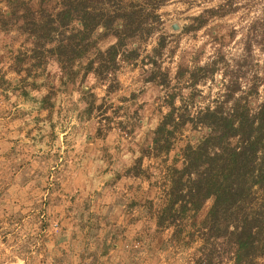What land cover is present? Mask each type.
<instances>
[{
  "label": "clouds",
  "instance_id": "obj_1",
  "mask_svg": "<svg viewBox=\"0 0 264 264\" xmlns=\"http://www.w3.org/2000/svg\"><path fill=\"white\" fill-rule=\"evenodd\" d=\"M0 11V264H264V0Z\"/></svg>",
  "mask_w": 264,
  "mask_h": 264
},
{
  "label": "trees",
  "instance_id": "obj_2",
  "mask_svg": "<svg viewBox=\"0 0 264 264\" xmlns=\"http://www.w3.org/2000/svg\"><path fill=\"white\" fill-rule=\"evenodd\" d=\"M66 2H69V0H66ZM11 4L14 5L13 6V11H11L12 16L16 15V11L21 8V7H25L26 6V0H13L11 1ZM62 18L64 14H61Z\"/></svg>",
  "mask_w": 264,
  "mask_h": 264
},
{
  "label": "rangeland",
  "instance_id": "obj_3",
  "mask_svg": "<svg viewBox=\"0 0 264 264\" xmlns=\"http://www.w3.org/2000/svg\"><path fill=\"white\" fill-rule=\"evenodd\" d=\"M11 1H13V0H7V3H8V6H9V7L11 8V10L13 11V6H14V5L11 4ZM3 5H4V4H3ZM3 5H0V8H2ZM10 15L12 16V14H10ZM13 17H14V16H13ZM7 24H8V20L4 19V14H3L2 11H0V25L7 26Z\"/></svg>",
  "mask_w": 264,
  "mask_h": 264
},
{
  "label": "crops",
  "instance_id": "obj_4",
  "mask_svg": "<svg viewBox=\"0 0 264 264\" xmlns=\"http://www.w3.org/2000/svg\"><path fill=\"white\" fill-rule=\"evenodd\" d=\"M3 4H7L8 5L7 0H0V5H3Z\"/></svg>",
  "mask_w": 264,
  "mask_h": 264
}]
</instances>
